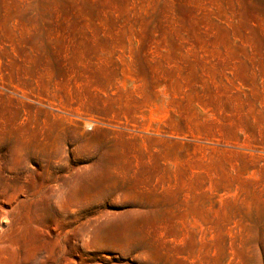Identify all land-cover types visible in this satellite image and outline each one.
Returning <instances> with one entry per match:
<instances>
[{"label":"rangeland","instance_id":"1","mask_svg":"<svg viewBox=\"0 0 264 264\" xmlns=\"http://www.w3.org/2000/svg\"><path fill=\"white\" fill-rule=\"evenodd\" d=\"M0 264H264V0H0Z\"/></svg>","mask_w":264,"mask_h":264}]
</instances>
